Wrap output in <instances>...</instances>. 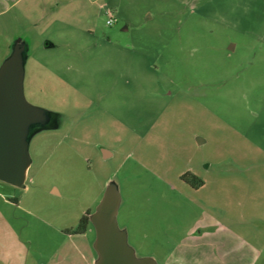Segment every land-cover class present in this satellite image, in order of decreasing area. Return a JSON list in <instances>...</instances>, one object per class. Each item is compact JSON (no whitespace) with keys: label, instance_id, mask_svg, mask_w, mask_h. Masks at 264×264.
<instances>
[{"label":"rangeland","instance_id":"obj_1","mask_svg":"<svg viewBox=\"0 0 264 264\" xmlns=\"http://www.w3.org/2000/svg\"><path fill=\"white\" fill-rule=\"evenodd\" d=\"M15 65L38 115L20 130L26 182L0 180V205L30 264H91L95 225L72 229L106 199L137 257L264 264V0H0V86ZM188 162L236 235L174 250L202 208Z\"/></svg>","mask_w":264,"mask_h":264},{"label":"water","instance_id":"obj_2","mask_svg":"<svg viewBox=\"0 0 264 264\" xmlns=\"http://www.w3.org/2000/svg\"><path fill=\"white\" fill-rule=\"evenodd\" d=\"M18 66L5 73L1 79L0 93V180L20 186L25 184L30 157L20 139L23 124L34 119L38 110L26 103L19 90L15 73ZM114 202L103 200L88 217L96 227V249L100 255L98 264H154L145 257H137L129 246L124 230L119 229Z\"/></svg>","mask_w":264,"mask_h":264},{"label":"crops","instance_id":"obj_3","mask_svg":"<svg viewBox=\"0 0 264 264\" xmlns=\"http://www.w3.org/2000/svg\"><path fill=\"white\" fill-rule=\"evenodd\" d=\"M18 1V0H15ZM54 44L50 43L48 47H53ZM200 143L202 141L200 140ZM101 145V144H100ZM101 150L103 152V156L105 158H108L112 156V152L106 148V147H101ZM31 163V162H30ZM30 163L28 165V168L26 170V178L25 182L28 176V170L30 167ZM191 163V160H190ZM189 162L183 165L178 171L177 174L180 178V181L182 183V188L185 189L184 187L187 185L190 187V190L192 192H196V194H199L201 197L197 200V202L202 206L200 213L195 215V217L192 220V224L189 227L181 225V228L184 227V234L182 236V240L179 242L173 243V249L175 250L176 248H181V247H197L200 246L201 243H203V236L206 234L208 236V231H219L220 233L229 234L232 236H235L236 233L234 231L224 228L222 226V222L216 218V216L211 212V210L208 208V197L207 196V179L201 172V170L195 165V164H190ZM187 171H191L192 173L196 174L199 176L201 179H203V184L198 186L197 188L192 187L189 183L185 182L182 178L181 175L184 174ZM203 195H206L203 197ZM3 204H12L11 202H7L6 199H3ZM6 205V204H5ZM3 206L0 205V264H30V251L26 245V241L23 240L21 232L17 229L16 227V221L15 218L9 217L5 210L1 208ZM221 211L224 212V209L221 208ZM181 214V213H180ZM183 215V214H182ZM180 215V216H182ZM91 220L89 219V224L87 227V230L90 226ZM94 226V224H93ZM121 226V225H120ZM125 229H122L125 231L126 234V239L129 244V246L132 247L134 252H138L137 246L130 240V234H129V229L127 224H124ZM174 228V226H171ZM197 229V230H195ZM86 230V231H87ZM222 230V231H221ZM85 231V232H86ZM196 231V232H194ZM84 232V233H85ZM196 235L194 236L193 235ZM147 235V236H146ZM148 233L143 234V237H148ZM238 235V234H237ZM96 238H97V233H96ZM96 238L95 241L96 242ZM129 240V241H128ZM131 241V242H130ZM242 243L246 246L251 247V243L247 242L246 239H241ZM200 248V247H199ZM93 257H92V263L91 264H98L99 260V253L98 250L96 249V245L94 244L93 248ZM139 253V252H138ZM155 264V262H154Z\"/></svg>","mask_w":264,"mask_h":264},{"label":"trees","instance_id":"obj_4","mask_svg":"<svg viewBox=\"0 0 264 264\" xmlns=\"http://www.w3.org/2000/svg\"><path fill=\"white\" fill-rule=\"evenodd\" d=\"M181 178L189 183L192 187L197 188L201 184H203V179H201L196 174L192 173L191 171H187L184 174L181 175ZM89 212H87L85 215L82 216L80 219V222L76 229H72L75 233H84L87 230L88 224H89Z\"/></svg>","mask_w":264,"mask_h":264},{"label":"built area","instance_id":"obj_5","mask_svg":"<svg viewBox=\"0 0 264 264\" xmlns=\"http://www.w3.org/2000/svg\"><path fill=\"white\" fill-rule=\"evenodd\" d=\"M110 14H111V13H110ZM114 21H115V18H114L113 15L111 14V15H110V18L108 19L107 22H108L109 24H111V23H113Z\"/></svg>","mask_w":264,"mask_h":264}]
</instances>
